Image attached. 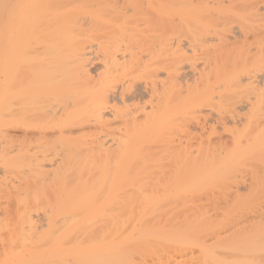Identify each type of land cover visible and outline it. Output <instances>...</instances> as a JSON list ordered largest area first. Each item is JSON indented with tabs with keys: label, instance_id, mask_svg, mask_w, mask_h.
Segmentation results:
<instances>
[{
	"label": "bare ground",
	"instance_id": "bare-ground-1",
	"mask_svg": "<svg viewBox=\"0 0 264 264\" xmlns=\"http://www.w3.org/2000/svg\"><path fill=\"white\" fill-rule=\"evenodd\" d=\"M214 1L237 27L211 0H0V264H264V0Z\"/></svg>",
	"mask_w": 264,
	"mask_h": 264
},
{
	"label": "rangeland",
	"instance_id": "rangeland-1",
	"mask_svg": "<svg viewBox=\"0 0 264 264\" xmlns=\"http://www.w3.org/2000/svg\"><path fill=\"white\" fill-rule=\"evenodd\" d=\"M206 1H207V0H206ZM213 1H214V0H213ZM215 1H216V0H215ZM215 1H214V2H215ZM222 1H223V0H222ZM228 1H231V0H224V1H223L224 4H222V6L225 5L224 8L227 7L226 4L228 5V3H227ZM250 1H252V0H250ZM208 2H210V1H208ZM258 5L261 6L262 4L259 3ZM209 6H210V3H208V6H207V7H208L209 10L212 8V9H211L212 12H217V14H220V15L223 14L222 16H224V17L227 15V17H225V18H224V17H223V18L220 17V18H221V21L219 20L220 18H218V17H217L218 20H217V19H215V20H217V21H219V22L221 23V22H223L222 19H226V18H228V14H229V13H228V14H227V13H222V14H221V12H224L226 9L224 10L223 7H220V9L222 8L221 10H223V11L218 12L219 9H218L217 6H215V4L212 3V0H211V7L209 8ZM213 7H214V8L217 7V8H215V10L217 9V11H214V10H213ZM237 8H238V7H237ZM227 9H228V8H227ZM240 9H241V8H240ZM240 9H239V10H240ZM237 10H238V9H237ZM227 11H228V10H227ZM227 11H226V12H227ZM212 12H210L211 16H212V15H213V16H216V13H215V15H214V13H212ZM238 12H240V11H238ZM230 14H231V13H230ZM230 14H229V15H230ZM231 15H232V14H231ZM231 15L229 16L230 18H228V19H230V21H228V19H226L227 22H228L229 24H228V23H225V24H224V22H223V24H222V26H221L222 28H223L224 25H225V27H226L227 30H228V27H229V30H231V29L235 28V24H237L236 27L238 26V23H237V21H236L237 19H236V20H233V19H234V16H233V15L231 16ZM231 17H233L232 20H231ZM226 20H224V21H226ZM238 21H239V20H238ZM214 22H215V21H214ZM219 22H218V23H219ZM231 22H232V23H231ZM234 23H235V24H234ZM227 24H228V25H227ZM218 25H221V24H218ZM226 25H227L228 27H227ZM229 25H231V26H229ZM230 27H233V28H230ZM219 29H220V28H219ZM229 35L231 36L232 34H229ZM178 37H180V36H177L176 38H178ZM183 37H184V36H183ZM183 37H182V36L180 37V40L182 39V40H181L182 42L180 41V42L177 43V41H178L179 39H174L172 42L174 43V45H175V44H181L180 46L178 45L177 49L179 48L181 53L184 51V56H185L184 59H185V60H183L184 62L182 63L181 61H178V59H177L178 57H176V55L178 56V53H177L176 55H173L172 60H173V58H174V56H175L176 60H177L179 63H178L176 60H175V61L173 60L174 62H177V63L174 64L175 66H174V65H172V67L170 66V67H171V70H170V71H171V75H172V76H174V74H175V77H177V78L179 79V80H178L177 78H175V80H173L174 83H177V84L179 85V87H181L182 89H184V88L186 89V88H188L187 86H192V87H190V88H194V86L196 87V83H195V82H197L196 79H197V80L199 79L200 74H201V76H202V73H199V72H201V70H202V67H201L202 64H201V63H202L203 60L201 61V57H200L199 52H198L197 49H196L197 51H195L196 54H195V53H194V54L198 57L199 60L197 59V57H195L194 54H192L191 51H189V50L191 49V47H190L189 43L187 42L188 39H187L186 37H184V38H183ZM173 38H174V37H173ZM185 38H186L187 40H185ZM183 39H184V40H183ZM175 40H176V43L174 42ZM184 42L187 43L188 46H187V44L185 45ZM182 45H183V46H182ZM175 46H176V45H175ZM181 46H182L183 49L181 48ZM186 46H187V47H186ZM184 47H186L187 49H188L189 47H190V48H189L187 51H185V50H184ZM175 48H176V47H175ZM173 49H174V47H173ZM175 50H176V49H175ZM181 50H183V51H181ZM191 50H192V49H191ZM177 51H179V50H177ZM180 52H179V53H180ZM185 52H186V53H185ZM181 53H180V54H181ZM189 53H190L192 56H191ZM182 54H183V53H182ZM186 54H187V55H186ZM197 54H198V55H197ZM188 55H189V56H188ZM190 56H191V57H190ZM186 57H187V58L189 57V58L186 59ZM193 57L196 58L197 61H195V59H194ZM91 58H92V57H91ZM175 58H174V59H175ZM189 59H191V61H190ZM96 60H97V59H96ZM96 60H95L94 58H92V60H91L92 64H91V62H90V65H89V68H88L90 74H91L93 77H95L96 74L99 73V72L101 71V66H100L101 64H98L99 62H97ZM172 60H171V61H172ZM186 60H188V61H186ZM173 61H172V64H173ZM94 62H95V63H94ZM96 62H97V63H96ZM185 62L188 64V67H187V64H186ZM189 62H190L191 64H192V63H193V64H192L191 66H189ZM197 62H198V63H197ZM199 62H200V63H199ZM170 64H171V63H170ZM177 64H178L180 67H179V66L177 67ZM183 65H185V66L183 67ZM182 67H183L184 69H183ZM190 67H191V69L189 70ZM174 68H176L177 71H178V70L180 71V72L178 71V75H176L177 71H174ZM178 68H179V69H178ZM193 68H194V69H193ZM176 69H175V70H176ZM173 71H174V73H173ZM195 72H196V73H195ZM172 73H173V74H172ZM180 75H181V76H180ZM192 77H193V78H192ZM197 77H198V78H197ZM162 78L164 79V81H166V80H165V79H166L165 77H161V76H159V80L163 81ZM173 78H174V77H173ZM191 80H192V81H191ZM175 81H176V82H175ZM190 81H191V83H190ZM178 82H179L180 84H179ZM199 82H201V78H200V81H199ZM177 84H176V85H177ZM199 84H200V83H199ZM197 85H198V83H197ZM158 87H159V86H158ZM176 87L178 88V86H176ZM179 89H180V88H179ZM185 89H184V90H185ZM188 89H189V88H188ZM188 89H187V90H188ZM180 90H181V89H180ZM182 91H183V90H182ZM184 92H185V91H183L182 93H184ZM183 95H185V93H184ZM183 95H182V96H183ZM201 117H202V116H201ZM212 117H213V116H212ZM212 117H211L210 119H212ZM214 119H215V118H214ZM202 120H205L204 117H203V119H201V121H202ZM201 121H199V123H198L199 125L201 124L200 126H199L198 124H195V123L192 122V121H190L189 123H186V125L188 124L187 128H189V129L185 128L181 134H180V133L178 134L179 136L176 135L177 137H176V136L174 137V138H176V141H175L176 145H178L177 143H179L180 145H182L183 147H185V149H186L187 146H188L187 149L191 146V147H190V151H191V150L194 151V148L196 149V147H197V145L199 144V141H200V139H198L199 141L197 140V141H198V142H197L196 139H197V138H201V140H202L203 135H204V133H203L204 130H202L201 127H202V126H205V125H203V123H202ZM190 123H191V124H190ZM189 124H190V125H189ZM192 124H193V125H192ZM194 124L197 125V126H195ZM192 126H193V127H192ZM194 126H195V127H194ZM191 127H192V129H191ZM197 127H199L198 130H197ZM204 128H205V127H204ZM204 128H203V129H204ZM188 131H191V133H192V134L189 135V136L191 137L190 140H189V137H188V136H187V137L185 136V135H187L186 132H188ZM194 131H195V132H194ZM218 131L220 132L221 130L219 129ZM204 132H205V131H204ZM184 134H185V135H184ZM193 134H194V135H193ZM192 135H193L194 137H193ZM195 135H196V136H195ZM179 137H181V138H179ZM182 137H183V140H185V141H183V140L181 141ZM184 138H185V139H184ZM186 138H187V140H186ZM179 139H180V141H179ZM177 141H178V142H177ZM190 141H191L194 145L191 144V143H188V142H190ZM183 142H184V143H188L187 146H186V144L184 145ZM195 142H196V143H195ZM175 143H174V144H175ZM189 144H191V145L189 146ZM195 146H196V147H195ZM192 147H193V149H191ZM188 150H189V149H188Z\"/></svg>",
	"mask_w": 264,
	"mask_h": 264
}]
</instances>
